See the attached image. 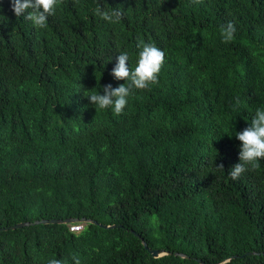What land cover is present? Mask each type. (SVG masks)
<instances>
[{
  "label": "trees",
  "instance_id": "1",
  "mask_svg": "<svg viewBox=\"0 0 264 264\" xmlns=\"http://www.w3.org/2000/svg\"><path fill=\"white\" fill-rule=\"evenodd\" d=\"M103 4L122 20L94 15L95 0H63L37 29L0 0V229L115 226L0 230V264H264V160L229 175L235 134L264 108V0ZM138 41L165 52L158 83L121 115L95 111L88 96L124 83L110 73L122 52L135 68ZM131 230L189 259L152 258Z\"/></svg>",
  "mask_w": 264,
  "mask_h": 264
},
{
  "label": "clouds",
  "instance_id": "2",
  "mask_svg": "<svg viewBox=\"0 0 264 264\" xmlns=\"http://www.w3.org/2000/svg\"><path fill=\"white\" fill-rule=\"evenodd\" d=\"M10 3V10L15 17H24L35 28L44 29L49 17L56 14L57 7L63 3V0H10ZM194 3L200 4L203 3V0H194ZM105 5L103 0H95L93 14L108 23H119L124 16L122 7L106 8ZM0 11H2V7H0ZM3 18L7 19L4 16ZM220 34L222 42L230 43L236 36L235 25L229 22L222 26ZM136 47L140 51L135 68H129V55L127 52H122L116 57V64L110 73L114 79L122 80L124 83L114 89L111 84H108L103 87L102 95L99 92H94L88 96L90 104L95 106V111L112 109L114 114L121 115L127 106L129 96L134 95L135 91L149 89L150 86L158 83L159 74L165 63V52L154 44L143 41H138ZM235 135L241 147L239 163L233 166L229 173L232 180L239 179L250 168H258L259 161L264 160V108H258L250 126ZM217 168L223 170V165H219ZM79 224L84 225L81 222ZM73 260L74 264H80L78 256H74ZM48 264H65V262L60 259H50ZM222 264H226V262H222Z\"/></svg>",
  "mask_w": 264,
  "mask_h": 264
},
{
  "label": "water",
  "instance_id": "3",
  "mask_svg": "<svg viewBox=\"0 0 264 264\" xmlns=\"http://www.w3.org/2000/svg\"><path fill=\"white\" fill-rule=\"evenodd\" d=\"M80 222L81 223L93 224V225H96V226H98V227H100L102 229H110V228H114L115 227L114 225L99 224L98 222H96L94 220H89V219H84L83 218V219H80V220H78V219H65V220L52 219V220H39V221H34L32 223L24 222V223L15 224V225L10 226V227L2 228L0 230L1 231H8V230L20 229V228L28 227V226H35V225H39V224H45V225H48V224H66V225H70V224H73V223H80ZM130 232L137 239H139V241L141 242V245L143 246L145 251H147L151 255L152 258H160V257H163V256L174 255L175 257H179V258H182V259H189V257L187 255L182 254V253H178V252L171 253V252L163 251V250H152V249L148 248L146 242L136 232H134L133 230H131ZM257 254L258 253H255V252H247V253L243 254L242 257L250 256V255H257ZM234 258H236V257L233 256L230 259H234ZM230 259L225 260L224 262H227ZM196 261H197V263L202 264V261L200 259H197Z\"/></svg>",
  "mask_w": 264,
  "mask_h": 264
},
{
  "label": "built area",
  "instance_id": "4",
  "mask_svg": "<svg viewBox=\"0 0 264 264\" xmlns=\"http://www.w3.org/2000/svg\"><path fill=\"white\" fill-rule=\"evenodd\" d=\"M83 225L79 223H75L69 227V230L72 232H79L82 229Z\"/></svg>",
  "mask_w": 264,
  "mask_h": 264
}]
</instances>
